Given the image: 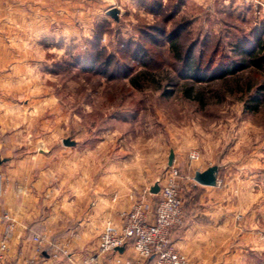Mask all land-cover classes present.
Returning <instances> with one entry per match:
<instances>
[{
    "label": "rangeland",
    "instance_id": "obj_1",
    "mask_svg": "<svg viewBox=\"0 0 264 264\" xmlns=\"http://www.w3.org/2000/svg\"><path fill=\"white\" fill-rule=\"evenodd\" d=\"M36 1L46 0L21 2L27 10ZM260 2L49 0L53 12L63 4V23L53 15L54 25L43 30L31 17L11 32V45L0 41V159L45 154L40 166L53 170V188L90 186L111 165L146 188L176 170L183 226L205 209L222 218L223 251L214 263L264 264V69L243 54L257 52L264 39ZM113 8L119 21L108 14ZM181 26L183 57L193 49L207 72L203 82L170 49ZM241 61L244 69L218 76ZM142 71L155 81L135 88L131 79ZM192 87L201 100L187 96ZM172 151L176 167L168 166ZM212 166L219 167L217 186L197 184L195 173ZM135 191L138 199L147 193Z\"/></svg>",
    "mask_w": 264,
    "mask_h": 264
},
{
    "label": "crops",
    "instance_id": "obj_2",
    "mask_svg": "<svg viewBox=\"0 0 264 264\" xmlns=\"http://www.w3.org/2000/svg\"><path fill=\"white\" fill-rule=\"evenodd\" d=\"M21 1L0 0V41L5 46L13 43L9 42L12 40L11 32L22 30L31 17L36 25L38 22L43 26V30L52 28L53 15L60 17L63 23V4L57 12H53L47 7L49 0L42 4L36 1V6L32 8L29 5L27 10ZM260 1V10L263 8L264 11V6L261 7L264 0ZM21 159H0V172L6 181L0 198V242L8 225L13 223L7 262L25 264L35 260V264H117V260H121L122 264H154L152 260H144L135 254L133 241L122 251L106 255L100 253L99 243L107 225L121 229L122 214L128 212L138 199L135 190L141 191L139 195L144 191L152 193L158 181L147 185L148 190H144L146 183L136 184L137 180L131 178L128 171L121 172L122 168L118 170L121 176L117 175L115 166L111 165L90 186L79 182L53 188L49 181L53 170L40 166V163L48 161L45 154ZM177 161L174 153V167ZM153 195L147 196L151 209H154L157 199ZM205 202L201 200V203ZM210 211L205 209L204 215H197L173 234L174 247L187 256L188 264H215L214 256L223 251L219 241L222 233L217 229L222 218L211 216ZM5 213L11 222L3 220ZM36 237H44L48 241L41 253L37 251ZM54 254L58 255L57 258Z\"/></svg>",
    "mask_w": 264,
    "mask_h": 264
},
{
    "label": "built area",
    "instance_id": "obj_3",
    "mask_svg": "<svg viewBox=\"0 0 264 264\" xmlns=\"http://www.w3.org/2000/svg\"><path fill=\"white\" fill-rule=\"evenodd\" d=\"M191 159H198V155L192 154ZM181 180L179 172L173 171L161 185L154 209H151L147 199V196L153 193L145 192L128 212L122 214L121 229L111 224L107 225L100 237V253L106 255L117 252L118 249L127 247L130 241H133L134 252L139 258L152 260L154 264H188L187 256L177 250L173 244V234L183 226L185 221ZM3 220L11 222L7 213L4 214ZM12 230L13 223H10L0 244V264H7ZM35 242L38 244L39 253L48 243L44 237H36ZM53 256L57 258L58 255ZM35 263V260H31L25 264ZM117 264H122V261L117 260Z\"/></svg>",
    "mask_w": 264,
    "mask_h": 264
},
{
    "label": "trees",
    "instance_id": "obj_4",
    "mask_svg": "<svg viewBox=\"0 0 264 264\" xmlns=\"http://www.w3.org/2000/svg\"><path fill=\"white\" fill-rule=\"evenodd\" d=\"M171 18V17H170ZM185 27H179L178 29H176L172 34H171V37L169 40V43H170V49L171 51L174 52L175 54V57L177 58L178 61H183L184 63V69L187 71V73H191V74H194L195 78L196 79H200L201 82L204 81V79H206L208 76H207V72H204V70L200 67V64L196 63L195 59L193 58V54H194V51L193 49H190L189 52L186 54L185 57H183V54H182V51H181V42L179 40L180 38V34L183 32V29ZM155 32H158L159 34H166L165 30H160V29H154ZM259 37V36H258ZM257 44H259V50L257 52H250L249 54L248 53H243L242 51H240L241 53L243 54H246L247 56L249 55V63L256 67L257 69L259 70H262L264 69V39L262 40L260 37L258 38V41H256ZM197 45V44H196ZM110 63L107 62V65ZM246 63H243V61H241L239 63L238 66H235L234 69H231V68H222L221 71H219V75L220 77H224L226 76L227 74H229L230 72H235V71H239V70H242L246 67ZM151 75V76H149ZM193 76V75H192ZM146 78H151L152 80L155 81V74H150V73H146L145 71H142V72H138L136 75H134L131 79V84L133 87L135 88H138L140 87V83L146 79ZM194 88H189L186 90V94L188 97H195L194 96ZM170 93L166 92V95H169ZM197 99H200V95L197 94V96L195 97ZM254 101H256L254 99Z\"/></svg>",
    "mask_w": 264,
    "mask_h": 264
},
{
    "label": "water",
    "instance_id": "obj_5",
    "mask_svg": "<svg viewBox=\"0 0 264 264\" xmlns=\"http://www.w3.org/2000/svg\"><path fill=\"white\" fill-rule=\"evenodd\" d=\"M119 9L113 8L109 10L108 14L116 21H119ZM64 144L66 146H74V142L70 140H65ZM174 162V152L172 151L169 157V166H172ZM2 162H0V165ZM218 175H219V167L218 166H212L208 168L204 172H197L195 174L194 180L196 181L197 184L201 186H206V187H215L218 184ZM160 192V187L159 185H156L152 189L153 194H158ZM119 251H122L123 248L118 249Z\"/></svg>",
    "mask_w": 264,
    "mask_h": 264
}]
</instances>
